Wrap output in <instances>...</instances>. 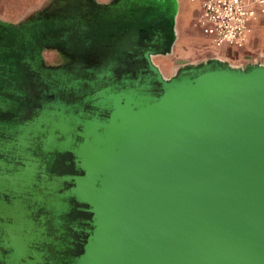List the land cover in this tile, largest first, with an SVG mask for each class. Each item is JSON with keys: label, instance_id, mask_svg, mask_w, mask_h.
Masks as SVG:
<instances>
[{"label": "water", "instance_id": "95a60500", "mask_svg": "<svg viewBox=\"0 0 264 264\" xmlns=\"http://www.w3.org/2000/svg\"><path fill=\"white\" fill-rule=\"evenodd\" d=\"M117 7L97 24L112 16L129 29L99 67L82 55L74 69L42 71L40 58L14 50L29 81L58 91L15 129L31 132L27 146L46 136L40 154H50L32 166L73 157L76 173L50 202L84 216L72 264H264V60L182 62L166 77L153 57L172 52L179 0ZM0 25L5 41L35 45L31 23Z\"/></svg>", "mask_w": 264, "mask_h": 264}, {"label": "flooded vegetation", "instance_id": "af4514ba", "mask_svg": "<svg viewBox=\"0 0 264 264\" xmlns=\"http://www.w3.org/2000/svg\"><path fill=\"white\" fill-rule=\"evenodd\" d=\"M121 1L48 0L21 21L0 18L12 24L31 23L28 30L37 37L35 45L28 48L22 38L20 42L5 41V27L0 25V77L9 76L0 78V95L9 101L0 106V264H72L71 259L81 250V237L75 227H81L84 218L75 209L58 213L50 206L64 190L54 187L60 178L76 173L71 167L73 157L65 154L58 161L32 166L44 148L46 136L40 134L27 146L31 132L27 138V129H15L32 121L42 103L56 101L58 91L45 80L38 85L29 81L30 67L17 61L20 54L14 50H27L34 60L40 58L42 71L68 65L74 69L82 55L88 56L86 68L99 67L106 47L129 29L112 16L103 25L97 24L105 14L118 15ZM97 45L100 48L96 49ZM11 46L13 50L6 51ZM49 154L40 155L47 158ZM27 183L34 184L31 192H27ZM16 184L25 185L24 191L16 193ZM39 197L41 204L35 201Z\"/></svg>", "mask_w": 264, "mask_h": 264}, {"label": "rangeland", "instance_id": "374dc122", "mask_svg": "<svg viewBox=\"0 0 264 264\" xmlns=\"http://www.w3.org/2000/svg\"><path fill=\"white\" fill-rule=\"evenodd\" d=\"M47 1L0 0V18L12 22L21 21L38 11ZM203 1L179 0V12L176 19L177 36L172 52L153 57L166 77L173 76L182 62L198 63L211 57L222 56L221 54L224 53L220 51L221 48H216L210 43L197 25ZM248 39L249 41H246L247 44L245 43L243 47H235L236 50L246 54L242 62L245 63L248 59L264 58V14L252 21ZM232 56L234 55H230L232 62L237 63Z\"/></svg>", "mask_w": 264, "mask_h": 264}, {"label": "built area", "instance_id": "2783aa9c", "mask_svg": "<svg viewBox=\"0 0 264 264\" xmlns=\"http://www.w3.org/2000/svg\"><path fill=\"white\" fill-rule=\"evenodd\" d=\"M264 14V0H204L197 25L216 48L243 47L251 23Z\"/></svg>", "mask_w": 264, "mask_h": 264}, {"label": "crops", "instance_id": "0c3cea01", "mask_svg": "<svg viewBox=\"0 0 264 264\" xmlns=\"http://www.w3.org/2000/svg\"><path fill=\"white\" fill-rule=\"evenodd\" d=\"M204 36L206 38H208V40H210V43H211V39L209 37H207L206 35H204ZM249 38H250V35H249ZM248 41H249V39L247 40V42ZM247 42H246V44H247ZM228 46L229 45H224V46L220 47L221 48L220 51H222L224 53L221 54L222 56H218V58H221L223 60H227V61H229L231 64H233L235 66H245V65L253 63V62H263V60H264V58H261V59H248V60H246L245 63H243L242 61L244 60V57L246 55L245 52L242 53L241 51L236 50L235 47H233V46L228 47ZM230 55H234L232 57H234V59L237 61V63L232 62V60H231L232 58L230 57Z\"/></svg>", "mask_w": 264, "mask_h": 264}]
</instances>
